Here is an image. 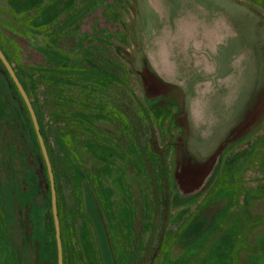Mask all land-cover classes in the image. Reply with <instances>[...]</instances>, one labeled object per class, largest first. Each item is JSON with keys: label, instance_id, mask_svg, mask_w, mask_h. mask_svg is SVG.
Instances as JSON below:
<instances>
[{"label": "rangeland", "instance_id": "1", "mask_svg": "<svg viewBox=\"0 0 264 264\" xmlns=\"http://www.w3.org/2000/svg\"><path fill=\"white\" fill-rule=\"evenodd\" d=\"M2 1L1 44L54 155L66 264H264V52L258 63L221 3L151 0L153 71L139 76L132 0ZM239 1L264 15V0ZM115 84L141 102L130 116L109 104ZM15 121L0 90V264H21L15 204L38 258L57 264L34 134Z\"/></svg>", "mask_w": 264, "mask_h": 264}, {"label": "trees", "instance_id": "2", "mask_svg": "<svg viewBox=\"0 0 264 264\" xmlns=\"http://www.w3.org/2000/svg\"><path fill=\"white\" fill-rule=\"evenodd\" d=\"M217 1L219 3H221L222 7H221V11H223V13L225 15L229 17H231L232 20V24H234L237 27L235 28V35H239L241 37H243V35L245 37H248V43H249V47L253 53V56L255 58L256 61H258V63L261 62L262 57H263V48H264V15L261 14L259 11H257L256 9L252 8L248 3H244L242 1L239 0H214V2ZM173 3V1H171ZM132 10L134 12V19L132 20V23L130 24V32L132 34V40L137 52V56L136 59H134L132 62V66L134 68V70H137V74L140 76V72H141V64L143 63L144 67L148 68L149 70L153 71V68L150 67V60H149V49L148 46L150 44V40L152 39V37H154V33H155V29L154 24L158 22L159 18H158V14H157V10L155 9V7L151 4V0H132ZM5 7V3L0 0V9ZM233 38V37H231ZM231 40V39H230ZM263 44V45H262ZM226 46V43H222L221 46H219L220 48ZM0 47L2 49V51L4 52L5 50L3 49V46L1 44L0 41ZM119 52L121 53L120 55H122L124 58L125 56L122 53V50L119 49ZM5 55V52H4ZM6 58L8 59V61L13 65L11 59L9 58V56L5 55ZM223 61H218V66L221 69L222 68V64ZM264 64V63H263ZM14 66V65H13ZM264 67V65H263ZM15 68V67H14ZM217 68V66H216ZM218 68V69H219ZM261 69V68H260ZM259 69V73H262L263 75L262 77V82L264 86V69L260 71ZM15 70V69H14ZM258 71V69H257ZM16 72V71H15ZM219 73V72H218ZM17 76L20 79V82L23 85V88L25 89L26 93L28 94L31 102H32V106L35 110V113L37 115V119H38V125H39V129L40 132L43 136V140L44 143L46 145L47 151L49 153V159L52 165V169H53V177H54V182H55V187H56V195L58 197V192H59V184H58V177H57V171H56V166L54 164V155L52 150L50 149V146L47 143V137L45 134V131L43 129V126L41 124L42 120L39 117L38 113H37V108L35 107V102L33 100L32 97V93L31 91L29 92L28 88H26L25 83L23 82L22 78H20V75L16 72ZM30 86L32 87V82L29 81ZM257 86L254 85L253 87V92H251V99H250V105L253 106V101L255 100V92H258L259 90H257ZM0 90H2V92L5 95V99L7 101V104L9 105V107L13 110L14 115H15V124L19 127V129L22 131V134L25 138V142L26 139L29 140L31 139V132L34 134V139L32 138V142L33 144H36L37 147V155L35 153L31 154V156H38L37 158L39 159V161L37 162V166L35 165L34 160H31V164L34 165V168L36 170V175L38 178V186L41 190H43V192H47L48 197H49V209H48V218L50 220V224H51V228H52V237H53V241H54V248L56 251V242L54 240V236H55V232H54V221H53V217H52V205H51V187H50V182H49V178H48V172H47V168H46V164L43 160V155L40 149V146L38 144L37 141V135L35 132V129L33 127L32 124V119L31 116L25 106V102L23 101L19 91L16 88L15 83L13 82V80L11 79L10 75L8 74V72L5 70V66L3 65V63L0 61ZM30 90H32L30 88ZM65 90V89H63ZM66 91V90H65ZM185 96L184 93H181V98ZM108 98L110 100L109 104L112 105L114 108H116L118 110V112L123 113L124 116L126 115H131V112H128V108L129 109H133V110H137L138 107L141 106V102L140 100L135 96V94L133 92H131L130 90H128V88L125 86V84H115L114 86H111L110 88V93L108 92ZM130 100L127 101V100ZM190 101V96L185 98L183 97V99H181V103L183 104L184 110H188L189 108V102ZM62 104L65 105H73L70 101L68 100H63ZM64 106L63 107H67ZM251 106V107H252ZM245 114V112L243 113V115ZM242 115V117H243ZM68 118V117H67ZM242 119V118H241ZM240 119V120H241ZM31 130V131H30ZM1 132V129H0ZM2 134V133H1ZM188 135H190V133L188 132ZM186 134V136H188ZM31 141V140H30ZM5 142V141H4ZM217 146V145H216ZM217 149V148H216ZM215 150V149H214ZM181 155L186 156V152L184 149V146L182 147V149L180 150ZM6 147L4 146V143H0V173L1 171H9V169L7 168L8 163L7 160L5 159L4 156H6ZM211 153V152H210ZM9 173L7 172L5 173L6 176H8L7 181H11V178L9 177ZM5 174L3 177H5ZM3 184V183H2ZM15 202V200H14ZM28 205H25L24 207H26ZM23 207V208H24ZM16 210V212H14L13 217L10 218L6 216V218L8 219V221L10 220V226L8 227L9 231H10V236L11 238L16 241L17 239V235L20 233L21 237H20V244L22 245V253H21V264H47V260L44 259H39V251H38V243L35 241L32 231H31V225L27 224V213H26V217H24V212L23 210H19L16 207V204L13 208ZM58 216L60 218V214L58 213ZM26 222V223H25ZM61 230V227H60ZM159 231H156V234L154 236V241L152 244V247L150 248V256H153L154 250L157 247V242H158V235ZM61 236H62V248H63V253H64V238L62 235V231H61ZM64 262L63 264H66V258L65 256L63 257Z\"/></svg>", "mask_w": 264, "mask_h": 264}, {"label": "water", "instance_id": "3", "mask_svg": "<svg viewBox=\"0 0 264 264\" xmlns=\"http://www.w3.org/2000/svg\"><path fill=\"white\" fill-rule=\"evenodd\" d=\"M0 61L3 63V65L5 66V70L8 72V74L10 75L11 79L13 80V82L16 85L17 90L19 91L23 101L25 102V106L31 116L32 119V124L33 127L35 129L36 135H37V141L38 144L40 146L42 155H43V160L46 164V168H47V172H48V178H49V182H50V187H51V205H52V217H53V221H54V231H55V238H56V249H57V259L58 262L57 264H63L64 259H63V248H62V238H61V232H60V220H59V216H58V206H57V199H56V187H55V182H54V177H53V169H52V165L49 159V153L47 151L46 145L44 143V138L40 132L39 129V125H38V119H37V115L35 113V110L32 106V102L28 96V94L26 93L25 89L23 88L22 83L20 82L19 77L17 76L14 67L12 66V64L8 61V59L6 58V56L4 55V52L2 51L1 47H0Z\"/></svg>", "mask_w": 264, "mask_h": 264}]
</instances>
